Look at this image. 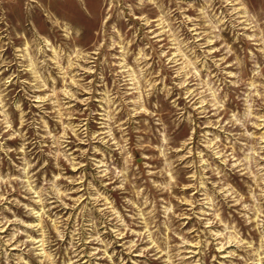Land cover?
<instances>
[{"label":"rangeland","instance_id":"obj_1","mask_svg":"<svg viewBox=\"0 0 264 264\" xmlns=\"http://www.w3.org/2000/svg\"><path fill=\"white\" fill-rule=\"evenodd\" d=\"M0 264H264V0H0Z\"/></svg>","mask_w":264,"mask_h":264}]
</instances>
